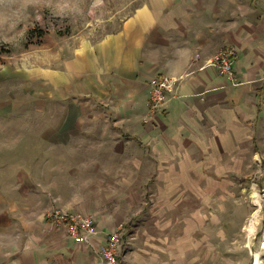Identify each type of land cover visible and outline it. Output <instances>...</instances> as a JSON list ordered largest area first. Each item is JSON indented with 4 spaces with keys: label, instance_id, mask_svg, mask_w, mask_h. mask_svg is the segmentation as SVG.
<instances>
[{
    "label": "crops",
    "instance_id": "obj_1",
    "mask_svg": "<svg viewBox=\"0 0 264 264\" xmlns=\"http://www.w3.org/2000/svg\"><path fill=\"white\" fill-rule=\"evenodd\" d=\"M228 45L238 84L212 63ZM165 74L179 81L146 121ZM39 75L31 102L0 103V264H107L114 230L119 264H168V220L156 239L145 225L163 196L264 173V0H139ZM57 207L94 214L98 233L70 236Z\"/></svg>",
    "mask_w": 264,
    "mask_h": 264
},
{
    "label": "rangeland",
    "instance_id": "obj_2",
    "mask_svg": "<svg viewBox=\"0 0 264 264\" xmlns=\"http://www.w3.org/2000/svg\"><path fill=\"white\" fill-rule=\"evenodd\" d=\"M138 4L139 0H0V103L31 102L27 95L32 97L40 87V73L60 57L65 59L76 45L118 29ZM215 180L204 177L197 192L180 184V191L163 196L168 208L156 207L151 224L145 223L152 238L160 237L168 220V264H256L257 254L258 264H264V173ZM151 195L153 206L161 203V194ZM134 238L131 231L124 248L132 246ZM182 241L188 252L178 249L185 247ZM158 243L162 247L163 242Z\"/></svg>",
    "mask_w": 264,
    "mask_h": 264
},
{
    "label": "built area",
    "instance_id": "obj_3",
    "mask_svg": "<svg viewBox=\"0 0 264 264\" xmlns=\"http://www.w3.org/2000/svg\"><path fill=\"white\" fill-rule=\"evenodd\" d=\"M199 55L200 54H197V56ZM236 55V47L228 45L222 48L212 60V63L218 67L219 72L224 78L234 84L239 83L233 66V61ZM178 81V77L167 74L157 76L152 80L148 99L149 115L146 117V121H148L151 116L155 115L166 103L168 99V91L173 90ZM49 217L55 222L65 224L67 233L70 236L83 235L89 240L99 231L96 217L92 213L69 211L57 207L49 213ZM121 243L122 235L120 230L112 231L102 249L103 257L107 264H119V249Z\"/></svg>",
    "mask_w": 264,
    "mask_h": 264
},
{
    "label": "bare ground",
    "instance_id": "obj_4",
    "mask_svg": "<svg viewBox=\"0 0 264 264\" xmlns=\"http://www.w3.org/2000/svg\"><path fill=\"white\" fill-rule=\"evenodd\" d=\"M257 199V198H256ZM255 217V216H254ZM254 217H253V219H254ZM256 223V222H255ZM254 229V228H253ZM264 242V241H263ZM259 261H260V256H259V254H257V260H256V264H258L259 263Z\"/></svg>",
    "mask_w": 264,
    "mask_h": 264
},
{
    "label": "trees",
    "instance_id": "obj_5",
    "mask_svg": "<svg viewBox=\"0 0 264 264\" xmlns=\"http://www.w3.org/2000/svg\"><path fill=\"white\" fill-rule=\"evenodd\" d=\"M32 31H34V30H32ZM39 35H43V32L41 31V32L39 33Z\"/></svg>",
    "mask_w": 264,
    "mask_h": 264
}]
</instances>
